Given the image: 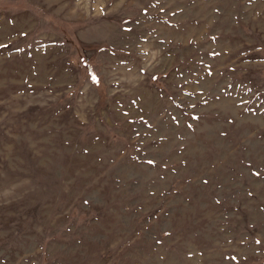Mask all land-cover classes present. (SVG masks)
Instances as JSON below:
<instances>
[{
	"label": "rangeland",
	"instance_id": "obj_1",
	"mask_svg": "<svg viewBox=\"0 0 264 264\" xmlns=\"http://www.w3.org/2000/svg\"><path fill=\"white\" fill-rule=\"evenodd\" d=\"M0 264H264V0H0Z\"/></svg>",
	"mask_w": 264,
	"mask_h": 264
}]
</instances>
